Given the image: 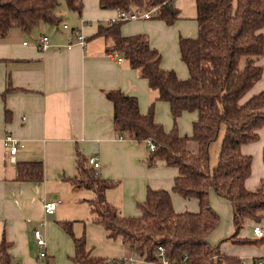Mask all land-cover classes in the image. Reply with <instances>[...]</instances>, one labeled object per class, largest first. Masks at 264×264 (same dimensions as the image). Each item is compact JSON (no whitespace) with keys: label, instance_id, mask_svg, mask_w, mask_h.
Returning <instances> with one entry per match:
<instances>
[{"label":"crops","instance_id":"crops-1","mask_svg":"<svg viewBox=\"0 0 264 264\" xmlns=\"http://www.w3.org/2000/svg\"><path fill=\"white\" fill-rule=\"evenodd\" d=\"M83 5L81 15L59 13L61 24L65 20L63 14L70 19H77V15L80 19L77 27L41 24L28 33L12 28L0 38V242L6 239L11 243L12 264H75L70 259L74 254L73 241L59 222H73L74 233L77 237L85 234L87 248L94 257L154 264L137 259L121 238L109 239L104 227L94 221L87 202L95 194L74 188L68 180L76 176L77 152L86 158L97 157L100 176L117 183L107 191L106 199L126 217L140 215L138 205L146 201L149 189L171 191L178 213L199 211L197 200L183 199L172 191L177 169L162 161L150 167L148 143H138L127 134L119 137L114 126V105L106 93L119 89L135 95L141 111L147 113L158 91L150 88L148 80L127 59L121 62L112 59L105 50L104 37H93L100 25L111 26L119 11L102 9L99 0H83ZM175 5L181 20L174 26L140 20L124 23L121 32L124 36L148 35L151 46L163 55L162 67L173 68L180 78H187L189 71L181 59L178 39L180 35H197L196 0H176ZM78 27L86 38L85 45L76 44L73 29ZM261 31L264 34V28ZM44 35L49 37L50 45L42 50L39 43ZM70 43L74 44L72 48H68ZM258 64L264 69V55ZM8 86L12 90L3 97ZM263 91L264 71L243 101ZM6 109L11 112L9 122ZM197 118V112H184L179 117L181 135L191 136ZM156 121L168 131L172 129L168 102L156 100ZM258 132V140L242 145L243 153L253 160L252 174L246 181L249 191L264 188V128ZM8 134L18 140L13 155L5 145ZM191 149L197 151V145ZM21 162H42L44 181L19 182L16 166ZM45 200L61 202L53 215L44 213ZM210 201L220 216L210 243L220 246L222 254L239 257L245 263L255 264V259H264V220L258 225L248 222L239 235L242 240L255 243L234 244L230 241L235 233L231 203L214 191L210 193ZM42 221L46 222L42 230L47 242L46 259L40 258L42 251L34 236Z\"/></svg>","mask_w":264,"mask_h":264},{"label":"trees","instance_id":"trees-1","mask_svg":"<svg viewBox=\"0 0 264 264\" xmlns=\"http://www.w3.org/2000/svg\"><path fill=\"white\" fill-rule=\"evenodd\" d=\"M65 3L70 11L82 14L83 0ZM175 3L176 0H99L104 10L152 11L151 20L167 26L181 20ZM58 6L59 0H0V38L12 28L28 33L41 24L60 26ZM196 7L197 35H180L178 39L181 59L189 71L187 78H180L175 69L162 67L163 55L151 46L148 35L124 36V22L100 25L93 37H104L106 52L119 53L127 59L148 80L150 88L158 91L156 100L169 103L173 128L168 131L156 121V100L143 113L137 96L119 89L106 93L114 105V126L119 137L127 134L138 143L152 142L155 149H150L148 165L153 167L162 161L177 169L172 191L183 199L197 200L199 211L178 213L171 191L149 189L146 201L138 205L140 215L126 217L106 199L107 191L117 183L102 178L80 152L76 154V176L68 180L74 188L95 194L87 202L94 221L104 227L109 239L121 238L137 259L158 264V248L162 247L171 264H244L241 258L226 256L220 246L210 243V236L220 224L210 193L214 191L232 205L235 233L230 241L238 245L255 243L239 235L248 222L258 225L264 220V188H246L253 160L243 153L242 145L258 140V131L264 128V91L243 99L264 71L258 64L264 55V0H196ZM11 90L8 86L3 97ZM5 111L9 122L11 112ZM184 112L198 113L191 136L180 133L178 119ZM222 127L225 133L218 163L211 168L210 146ZM191 142L196 143L197 151H192ZM16 167L19 182L44 181L42 162H21ZM59 224L73 241L70 259L75 264H127L125 259L92 256L85 234L77 237L73 222ZM11 247L6 239L0 242V264H12Z\"/></svg>","mask_w":264,"mask_h":264},{"label":"built area","instance_id":"built-area-1","mask_svg":"<svg viewBox=\"0 0 264 264\" xmlns=\"http://www.w3.org/2000/svg\"><path fill=\"white\" fill-rule=\"evenodd\" d=\"M151 13H152V11L145 12V13L130 12V11H119L118 18L112 20L110 22V25L120 23V22L126 23V22H132V21H140V20H151V18H152ZM63 27L68 28L67 25H64ZM73 33L75 34L76 39H77L76 44H79V45H85L86 44V38L83 35L80 28L73 29ZM49 45H50L49 44V37L46 35L42 36L41 41L39 43L40 49L45 50L49 47ZM73 45H74L73 43H70L68 45V48H72ZM109 56L112 59L116 60L117 62H121L123 60V56H121L119 53H110ZM120 138H122V137H120ZM148 144H149V148L151 150L155 149V145L152 142H149ZM5 145H6L7 150L9 151V153L13 155L16 153V151L18 149V140L13 135L8 134L5 137ZM89 166L98 170L100 168V163L98 161V158L97 157L89 158ZM60 203L61 202L59 200H56V201H46L45 200L44 204H43L44 213L46 215H53L56 212L57 207ZM45 226H46V222L42 221L39 223L38 228H36L34 230V236L36 239L37 246L42 251L40 253V258H42V259H46V257H47V254H46L47 242H46V239H45L43 232H42V230ZM257 230L260 231V228H257ZM158 250H159V257L161 258L160 264H171L165 258V250L162 247H159ZM127 262H128V264H134L133 259L127 260ZM254 263L255 264H264V260L263 259H257L256 262H254ZM244 264H246V263L244 262Z\"/></svg>","mask_w":264,"mask_h":264},{"label":"rangeland","instance_id":"rangeland-1","mask_svg":"<svg viewBox=\"0 0 264 264\" xmlns=\"http://www.w3.org/2000/svg\"><path fill=\"white\" fill-rule=\"evenodd\" d=\"M57 12L58 14H62V12H72V13H76V12H73V11H70L67 6H66V3H65V0H59V6L57 8ZM78 14V13H77ZM65 16V20L63 21V23L60 25V28H64L63 26L64 25H67L69 28H73V27H77L79 26V17L77 15H75L77 17V19H70L68 18L66 15L63 14V17ZM74 16V15H73ZM79 28V27H78ZM173 69V68H172ZM177 72V71H176ZM178 74V73H177ZM172 128H173V125H172ZM180 129V128H179ZM224 133H225V128L222 127L221 129V132H220V135L218 137L217 140H215L211 146H210V167L213 168L217 165L218 163V157H219V153H220V148H221V143H222V139H223V136H224ZM196 145L195 142H191V148H192V145ZM115 259H118V258H115ZM135 261V264H139L136 260ZM45 262V261H44ZM40 263H42V261H40ZM46 263V262H45ZM247 264H250V261H246ZM110 264V263H109ZM128 264V262H127ZM160 264V263H158Z\"/></svg>","mask_w":264,"mask_h":264}]
</instances>
